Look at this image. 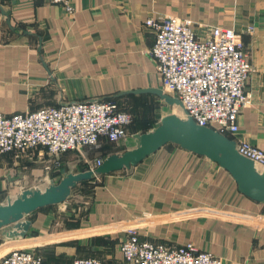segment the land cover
<instances>
[{
    "label": "crops",
    "instance_id": "0c3cea01",
    "mask_svg": "<svg viewBox=\"0 0 264 264\" xmlns=\"http://www.w3.org/2000/svg\"><path fill=\"white\" fill-rule=\"evenodd\" d=\"M73 5L70 16L49 0H0L1 113L161 99L133 92L162 90L150 55L155 34L146 22L174 16L197 23L201 37L212 27L232 28L241 36L253 73L247 86L251 104L239 116L240 138L264 150V0H73ZM131 126L117 150L99 149L100 158L137 148V136L145 132ZM48 157L44 149L0 155V206L36 190L23 180L38 174ZM96 178L85 204L73 207L69 198L59 204L66 205L59 215L45 212L56 205L27 216L33 225L25 239L9 241L0 230V262L24 248L42 254L45 264L86 257L124 264L120 245L135 228L143 239L172 247L191 243L223 264H264V202L243 195L231 173L209 158L169 144L138 166Z\"/></svg>",
    "mask_w": 264,
    "mask_h": 264
},
{
    "label": "built area",
    "instance_id": "2783aa9c",
    "mask_svg": "<svg viewBox=\"0 0 264 264\" xmlns=\"http://www.w3.org/2000/svg\"><path fill=\"white\" fill-rule=\"evenodd\" d=\"M73 16V0H49ZM146 26L155 34L150 55L164 93L181 101L186 119L211 128L236 143L237 152L264 170V150L240 138L239 116L251 104L247 91L253 67L241 36L232 28L212 27L206 37L191 19L169 16L150 18ZM130 112L114 102H71L34 112L7 116L0 112V155L27 154L44 149L49 158L84 147L99 148L128 137ZM98 158L89 171L104 163ZM124 264H223L222 258L189 243L172 247L143 239L139 230H127L120 245ZM0 264H44L37 252L14 249ZM74 264H107L97 257L76 259Z\"/></svg>",
    "mask_w": 264,
    "mask_h": 264
},
{
    "label": "water",
    "instance_id": "95a60500",
    "mask_svg": "<svg viewBox=\"0 0 264 264\" xmlns=\"http://www.w3.org/2000/svg\"><path fill=\"white\" fill-rule=\"evenodd\" d=\"M133 93L156 95L171 106L183 107L180 100L161 89H140ZM137 139V148L108 157L94 171L70 174L60 184L51 185L44 192L25 190L15 201L0 206V230L3 237L9 241L25 239L33 225L27 216L39 209L65 203L79 183L138 166L169 144L219 164L231 173L243 195L264 202V171L260 173L253 161L241 156L236 150V143L229 137L211 128L198 126L191 118L184 120L176 115L166 116L157 128L138 135Z\"/></svg>",
    "mask_w": 264,
    "mask_h": 264
},
{
    "label": "rangeland",
    "instance_id": "374dc122",
    "mask_svg": "<svg viewBox=\"0 0 264 264\" xmlns=\"http://www.w3.org/2000/svg\"><path fill=\"white\" fill-rule=\"evenodd\" d=\"M121 106L124 110L132 114L134 120L131 125L140 132H150L154 130L160 125L162 119L169 115H176L184 120L186 119L183 107L179 105L171 106L159 98L155 99L148 97L141 101L127 100V102ZM124 140H126V138L117 143H108L103 145L101 146L102 148L84 147L79 151L63 155L56 160H52L48 157L46 164H43L41 167H39L38 174L23 180V184L32 186L33 188H36V190H41L44 192L51 185L60 184L61 181L70 174H79L89 171L91 165L96 161V159L101 157V155L98 154L99 149L104 150L109 148L110 150L115 151L117 150L116 147L121 145ZM19 158L21 159L22 157L19 156ZM29 168L31 167L29 166ZM96 177L91 181L79 183L76 188H74L73 195L70 197L69 201L73 207L75 206L77 208V205L85 204L82 202V200L87 202L88 198L92 197L93 192L96 190L98 185V178ZM65 208L66 205L63 204L45 209V212L56 211L59 215V213L62 212V209ZM83 214H85V211Z\"/></svg>",
    "mask_w": 264,
    "mask_h": 264
},
{
    "label": "trees",
    "instance_id": "16d2710c",
    "mask_svg": "<svg viewBox=\"0 0 264 264\" xmlns=\"http://www.w3.org/2000/svg\"><path fill=\"white\" fill-rule=\"evenodd\" d=\"M106 101L114 102V103H116V104L118 105V107H119L120 110H122V111H126V110H124L123 107H122L120 104H118L117 102L112 101V100H107V99H106ZM145 133H147V132H145ZM104 143H105V142H104ZM102 146H103V145H102ZM84 182H87V181H84ZM38 253H39V252H38ZM38 253H37V254H38ZM38 255L41 256V257L43 258V255H42V254L39 253ZM99 259H101V258H99ZM101 260H103V259H101ZM43 261H44V258H43ZM103 261H104L105 263L109 264V263L106 262L105 260H103ZM44 264H45V261H44Z\"/></svg>",
    "mask_w": 264,
    "mask_h": 264
},
{
    "label": "bare ground",
    "instance_id": "6f19581e",
    "mask_svg": "<svg viewBox=\"0 0 264 264\" xmlns=\"http://www.w3.org/2000/svg\"><path fill=\"white\" fill-rule=\"evenodd\" d=\"M169 95H171V96H172L173 94H172V93H169ZM256 168H258V169H259V167H256ZM259 170H260V169H259Z\"/></svg>",
    "mask_w": 264,
    "mask_h": 264
}]
</instances>
